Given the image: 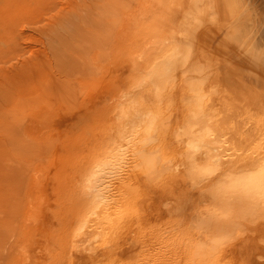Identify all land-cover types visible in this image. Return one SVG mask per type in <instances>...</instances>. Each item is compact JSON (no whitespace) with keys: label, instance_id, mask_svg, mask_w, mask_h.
Returning <instances> with one entry per match:
<instances>
[{"label":"rangeland","instance_id":"1","mask_svg":"<svg viewBox=\"0 0 264 264\" xmlns=\"http://www.w3.org/2000/svg\"><path fill=\"white\" fill-rule=\"evenodd\" d=\"M152 3L0 0V264H191L205 237L198 221L215 202L208 187L183 171L145 186L116 140L134 66L145 70L161 51L140 35ZM237 3L247 9L241 19H261L259 0ZM256 37L239 47L251 50ZM262 46L253 49L258 91ZM93 206L127 223L103 251L74 254L71 232ZM224 252L216 264H264V227Z\"/></svg>","mask_w":264,"mask_h":264},{"label":"bare ground","instance_id":"2","mask_svg":"<svg viewBox=\"0 0 264 264\" xmlns=\"http://www.w3.org/2000/svg\"><path fill=\"white\" fill-rule=\"evenodd\" d=\"M263 1L256 9V14L262 10L261 19L251 22L241 19L247 9L237 0H153V11L139 18L144 22L146 13L152 15L139 33L161 51L145 70L134 66L137 78L116 109L124 125L116 140L125 148L124 163L145 186L183 171L208 187L215 202L198 221L205 237L189 253L191 264H216L227 247L264 227V90L257 88L262 80L254 72L261 68L253 56V49L259 53L264 45ZM249 35L257 36L258 44L251 51L244 41V52L239 41ZM241 59L238 70L233 64ZM89 211L71 232L74 254L107 248L128 220L122 213L114 220L116 211L99 206Z\"/></svg>","mask_w":264,"mask_h":264}]
</instances>
